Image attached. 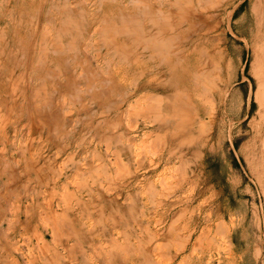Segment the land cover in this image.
Instances as JSON below:
<instances>
[{"label":"rangeland","instance_id":"374dc122","mask_svg":"<svg viewBox=\"0 0 264 264\" xmlns=\"http://www.w3.org/2000/svg\"><path fill=\"white\" fill-rule=\"evenodd\" d=\"M0 264H264V0H0Z\"/></svg>","mask_w":264,"mask_h":264},{"label":"crops","instance_id":"0c3cea01","mask_svg":"<svg viewBox=\"0 0 264 264\" xmlns=\"http://www.w3.org/2000/svg\"><path fill=\"white\" fill-rule=\"evenodd\" d=\"M74 175H71L72 176V180H71V183H67L66 185H64L63 186V192L65 193L66 191L67 192H70V191H73L74 192V190L73 189H71V186L73 185H75L76 183H77V175H75V173H73ZM132 181H129V182H127L126 184H125V187H127V191H126V197H127V200H126V207H127V209L128 208H136L137 209V212L139 211L138 209H139V203L137 202L136 204L135 203H131L130 201H132V200H130L132 197H134L137 193H140V189H138V186H134V187H132V183H131ZM136 185V184H135ZM137 187V188H136ZM130 198V199H129ZM75 202V201H74ZM74 202H72V207L75 205V203ZM71 205V204H70ZM69 205V206H70ZM31 221L30 222H27V224L28 225H33V219H30Z\"/></svg>","mask_w":264,"mask_h":264},{"label":"bare ground","instance_id":"6f19581e","mask_svg":"<svg viewBox=\"0 0 264 264\" xmlns=\"http://www.w3.org/2000/svg\"><path fill=\"white\" fill-rule=\"evenodd\" d=\"M146 5H145V8H144V16H145V19H146V21L147 22H150V20H149V11H150V9L152 8V6H151V4L149 3V2H146L145 3ZM157 4V3H156ZM155 6V5H154ZM198 9V8H197ZM194 10V9H193ZM193 10H191V11H193ZM195 12H197V11H195ZM189 17V16H188ZM192 17V16H191ZM200 17H202V16H200ZM144 55V54H143ZM203 67V66H202ZM161 78V77H160ZM203 78V77H202ZM158 79V78H157ZM151 80V79H150ZM156 80V79H155ZM154 80V81H155ZM159 80V79H158ZM151 82V81H150ZM157 82V81H156ZM164 82V81H163ZM168 83V82H167ZM198 83H199V81H198ZM154 84H155V82H154ZM203 84V83H202ZM201 84V85H202ZM196 86V85H195ZM204 86V85H203ZM152 87V86H151ZM157 87V86H156ZM159 87V86H158ZM155 90V89H154ZM160 91V90H159ZM195 92V91H194ZM196 93V92H195ZM204 94V93H203ZM193 95V94H192ZM207 96V95H206ZM187 99V98H186ZM213 100V99H212ZM152 101V100H151ZM174 102V101H173ZM172 102V103H173ZM215 104V103H214ZM175 105V104H174ZM210 105V104H209ZM212 106H213V103L211 104ZM211 107V106H210ZM184 108V107H183ZM204 108V107H203ZM180 109V108H179ZM211 109V108H210ZM213 109V108H212ZM174 112V111H173ZM148 113V112H147ZM204 113V112H203ZM209 114V113H208ZM213 114V113H212ZM188 115V114H187ZM146 116V115H145ZM203 116V115H202ZM166 117V116H165ZM199 119V118H198ZM213 120V119H212ZM164 121V120H163ZM210 121V120H209ZM167 122V121H166ZM212 122V121H211ZM203 123H205V122H203ZM159 124V123H158ZM182 124V123H181ZM214 124V123H213ZM213 124H212V126H213ZM180 125V124H179ZM178 125V126H179ZM206 125V124H205ZM215 126V125H214ZM184 127V126H183ZM199 127V126H198ZM206 128H207V126H205ZM179 128V127H178ZM155 130V129H154ZM211 130V129H210ZM172 133V132H171ZM193 134V133H192ZM195 134H197V133H195ZM203 134H205V133H203ZM198 135V134H197ZM211 136V135H210ZM145 139V138H144ZM208 139V138H207ZM210 139V138H209ZM156 140V139H155ZM154 140V141H155ZM170 140V139H169ZM173 141H174V139H173ZM157 142V141H156ZM168 142V141H167ZM155 143V142H154ZM205 143V142H204ZM157 143H155V145H156ZM173 144V143H172ZM159 145V144H158ZM154 147V146H153ZM167 147V146H166ZM176 147V146H175ZM186 147V146H185ZM205 147V146H204ZM174 148V147H173ZM187 148V147H186ZM190 148V147H189ZM201 148V147H200ZM166 149V148H165ZM169 149V148H168ZM188 149V148H187ZM160 150H162V149H160ZM174 150V149H173ZM173 150H168L170 153H171V151L173 152ZM164 151V150H163ZM174 153H175V151H174ZM179 153V152H178ZM137 154V153H136ZM166 154H168V153H166ZM184 156V155H183ZM177 157V156H176ZM180 158V157H179ZM139 161V160H138ZM182 162V161H181ZM180 162V163H181ZM161 163V162H160ZM171 163V162H170ZM178 163V162H177ZM169 165V164H168ZM184 165V164H183ZM140 167V166H139ZM167 167H169V166H167ZM187 167V166H186ZM166 168V167H165ZM175 168V167H174ZM192 168H194V167H192ZM182 169H184V166L182 167ZM181 169V170H182ZM195 169V168H194ZM176 170H177V168H176ZM158 171V170H157ZM164 171V170H163ZM163 171H162V173H163ZM195 171V170H194ZM180 172V171H179ZM178 172V173H179ZM182 172V171H181ZM183 173V172H182ZM182 173H179L180 175L182 174ZM178 174V175H179ZM182 176H184V174H182ZM175 178V177H174ZM179 180V179H178ZM156 182V181H155ZM177 182H179V181H177ZM175 184V183H174ZM137 188V187H136ZM185 191V190H184ZM193 191V190H192ZM187 192V191H186ZM189 193V192H188ZM180 194V193H179ZM185 194V193H184ZM183 194V195H184ZM187 194V193H186ZM182 195V194H181ZM176 200V199H175ZM182 200V199H181ZM49 201V200H48ZM178 202H179V200H178ZM189 202V201H188ZM176 203V202H175ZM181 204V203H180ZM185 204V203H184ZM183 205V204H182ZM175 206V205H174ZM186 213V212H185ZM155 225V224H154ZM158 227V226H157ZM160 237H161V235H160ZM158 250V249H157ZM228 250V249H227ZM230 251V250H229ZM230 255V254H229ZM230 258V257H229ZM231 259V258H230Z\"/></svg>","mask_w":264,"mask_h":264}]
</instances>
